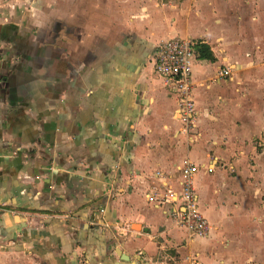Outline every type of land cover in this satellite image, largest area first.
Returning <instances> with one entry per match:
<instances>
[{"label":"crops","instance_id":"0c3cea01","mask_svg":"<svg viewBox=\"0 0 264 264\" xmlns=\"http://www.w3.org/2000/svg\"><path fill=\"white\" fill-rule=\"evenodd\" d=\"M46 1L0 0V264H264V0ZM174 36L214 56L189 131L152 60ZM186 163L205 237L164 201Z\"/></svg>","mask_w":264,"mask_h":264},{"label":"built area","instance_id":"2783aa9c","mask_svg":"<svg viewBox=\"0 0 264 264\" xmlns=\"http://www.w3.org/2000/svg\"><path fill=\"white\" fill-rule=\"evenodd\" d=\"M199 43L189 37H171L157 45L153 54L154 72L164 79L165 85L177 96V118L184 130L196 125L197 110L193 96L192 74L197 60L204 59L198 49ZM230 69H221L220 76L230 75ZM183 174L181 191L176 197L166 196L164 201L177 202L172 215L177 224L185 226L191 235L205 237L212 225L198 206L193 182L196 166L186 163L181 168ZM189 264H204L191 259Z\"/></svg>","mask_w":264,"mask_h":264},{"label":"rangeland","instance_id":"374dc122","mask_svg":"<svg viewBox=\"0 0 264 264\" xmlns=\"http://www.w3.org/2000/svg\"><path fill=\"white\" fill-rule=\"evenodd\" d=\"M45 1L46 0H35V5H36V8H40L42 7L43 5H45ZM58 1L59 0H51L53 6L55 5H58ZM160 1V0H159ZM161 1H167V0H161ZM237 0H233V3H231L229 6H228V10H232L235 8L236 2ZM47 2V1H46ZM237 7V6H236ZM58 8V7H57ZM234 25V24H233ZM212 68V71H213V66L211 67ZM211 68H210V71H211ZM226 68V67H225ZM232 72V71H231ZM226 79H229L228 77ZM192 130V129H191ZM252 142V145L253 147H250L247 149L246 152H243L242 155H248V159L250 162H252L254 165L257 164V161L255 162V160L257 159H254L253 157H258V159L264 161V146L260 143H263L264 142V125H261V129H260V133H259V137L251 140ZM248 146V145H246ZM237 155H241V152H235V154H232V157L233 158H236ZM241 155V156H242ZM263 163V166H264V162ZM256 168V167H255ZM257 169V168H256ZM262 175H264V173H262Z\"/></svg>","mask_w":264,"mask_h":264},{"label":"trees","instance_id":"16d2710c","mask_svg":"<svg viewBox=\"0 0 264 264\" xmlns=\"http://www.w3.org/2000/svg\"><path fill=\"white\" fill-rule=\"evenodd\" d=\"M198 49H199V52L201 54V56L205 59H211L213 60L214 59V56H213V53L212 51L210 50V47L204 43H199V46H198Z\"/></svg>","mask_w":264,"mask_h":264}]
</instances>
